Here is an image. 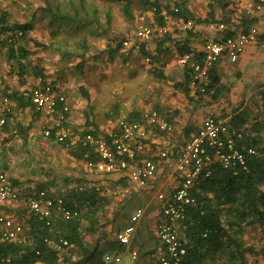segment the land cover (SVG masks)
I'll return each instance as SVG.
<instances>
[{
    "label": "built area",
    "instance_id": "2783aa9c",
    "mask_svg": "<svg viewBox=\"0 0 264 264\" xmlns=\"http://www.w3.org/2000/svg\"><path fill=\"white\" fill-rule=\"evenodd\" d=\"M223 1L228 2L227 8L240 9L241 16L247 18H258L260 15L257 13L263 11L262 4L252 0ZM172 9L177 12L179 8ZM161 13L167 22L164 26L151 25L147 22L146 15L141 12L137 17L132 37L144 41L154 34H166L172 31L174 26L181 30L196 27L192 19L174 18L165 10ZM149 14L151 15V12ZM241 16L237 22L240 28L236 30L232 27L230 29L232 34L218 39L212 37L207 39L200 50H195L196 54L185 52L177 56L178 64L189 68L190 84L195 89L201 86V90H204L202 85L207 81L208 72L214 65L224 59L235 62L245 47L258 39L264 29V18H259L260 23L255 22L244 28ZM226 24L219 21L207 25L210 29L223 31L228 29ZM22 36V31L15 29L9 32L6 38L8 37V42L12 43ZM132 43V39L128 37L123 45L130 46ZM30 99L36 112L52 119V123L44 127L43 136L52 138L57 143L69 145L70 134L66 123L70 107L66 96L46 85L36 86L31 91ZM1 104L0 137L5 134L6 117L11 112L8 98L4 97ZM147 127L159 129L167 134L174 130L173 125L156 109L142 112L135 120L117 118L116 131L110 139L91 133L85 136V139L93 143L97 159L84 163L86 168L98 173H120L127 180V184L119 188L115 194L123 198L131 194L133 187L144 189L155 185L154 179L159 169H162V172L167 169L165 174L169 176L168 188L157 190L160 213L156 226V237L165 250L161 249L156 255L154 264H179L181 256L185 253L179 229L185 219L187 206L195 203V198L190 192L192 186L209 177L217 166L230 171L232 175L248 172L249 162L253 158H264V137L255 145H246L243 142L245 135L242 131L231 128L228 116L208 115L201 120L188 139L174 143L166 138L161 143L149 140ZM12 133L17 134V131L13 130ZM19 198L20 190L5 171H0V205L8 201H18ZM23 203L29 213L42 220L45 225H51L52 220L57 217L69 219L79 213L77 209L70 210L64 205L63 196H50L45 189L27 193ZM141 215L140 210L136 211L130 216L129 223L116 232L115 239L120 244H130L135 224ZM26 226L22 220L0 212V264L11 263L10 255L1 253L3 245L10 242L19 244L30 242L31 237ZM47 243L54 244L58 249L68 246L64 239H60L58 243L51 241ZM138 256L136 249L130 251L132 259H137ZM104 258L110 262H118L120 259L118 255H105Z\"/></svg>",
    "mask_w": 264,
    "mask_h": 264
},
{
    "label": "trees",
    "instance_id": "16d2710c",
    "mask_svg": "<svg viewBox=\"0 0 264 264\" xmlns=\"http://www.w3.org/2000/svg\"><path fill=\"white\" fill-rule=\"evenodd\" d=\"M114 1L120 2L121 10L125 17L128 19L133 18L132 0ZM139 3H141L143 12H151V21L149 23L159 26L167 24L161 13L164 10L171 17H181L184 20L192 19L194 23L197 24L200 22L207 23L216 21L214 16L215 8L224 11L228 7V2L223 0H211L208 2V13L206 17L200 19L192 15L185 7L183 1L139 0ZM172 7H178L179 9L175 12ZM5 18V14H2L0 17L1 30H4L3 25L6 23ZM257 19V17L247 18L243 15L241 16V22L244 28L257 22ZM229 20L228 17H223L216 22H229ZM30 28V23L22 24L12 29L6 25L3 38L0 39V46L4 50L9 61L18 63L20 84H23V80L20 78L26 70H29L35 77L39 78L40 84L37 86L48 85L53 91L63 93L60 87L55 85L57 80H48L47 73L44 71L43 66L37 62H33L32 55L34 51L20 44V39L24 36L12 43L8 42V37L6 38V35L9 32H13L15 29H20L23 35H25ZM173 33L181 35V37ZM232 33L233 32L229 29L219 31V35L213 38L218 39ZM196 34V27L181 30L177 26H174L172 31L164 35L154 34L148 40L133 41L128 47V50L131 51L132 48L138 46L137 51L141 56L147 58L150 63L158 62L163 57L161 55L168 52V47L166 45V43L169 42L168 40H173V46L178 55L185 52H193L196 54V49H193L191 45L193 41L191 38H195ZM126 39H128L127 36L118 39L116 42V49L111 48L109 44L108 54L110 59L113 58L115 51L117 52L120 50L124 53L122 51L125 48L123 42ZM114 40L115 39L112 41ZM150 43H155L157 45L154 54L151 53L149 49L148 45ZM34 45L40 46L38 41H34ZM217 65H214L209 70L207 81L202 85L204 90H201V86L196 88L195 95H197L199 99L206 96L211 98V100L216 99L229 91V88L221 82V74ZM180 66L183 69V79L179 82H175L174 87L181 88L185 95H188V86H190L191 78L190 70L186 65ZM150 72L158 79H166L163 71L157 67H153ZM35 87L36 86H33L24 91H5L1 101L4 97L8 98L9 101L12 100L14 105H10V109H23L27 107L33 109L30 98L31 91ZM79 91L82 97L89 101L88 91L83 86L79 87ZM63 94L67 98V95L65 93ZM10 115L11 113L6 117L4 131L7 126V118H9ZM138 115V111L132 110L127 116L122 118L135 120L139 117ZM221 116H227V113L223 112ZM167 119L169 120V118ZM248 120L249 113L246 110H241L239 108L232 109L229 116L231 128L243 132L245 135V140L243 142L246 145H255L259 143L263 137L261 138L258 133L252 135L251 130L248 131V128L245 127ZM84 125L85 128L81 133L79 141L73 145L66 146L64 143L62 145L67 148V152L71 157L86 162L88 160H96L97 154L94 150L93 143L85 139V136L91 133L94 136L101 135L106 139H110L111 135L116 131V121L114 122L112 131L107 133L99 129V126L89 119V113L86 112ZM196 129L197 128L193 126L185 128L183 131V138L188 139ZM254 130L256 129L254 128ZM154 131L156 135L157 133L158 135L164 134L163 131L159 129H155ZM249 166L250 169L248 172H240L237 175H232L230 171L217 166L213 169L209 177L198 181L192 186L190 192L195 198V203L187 206L185 219L179 229L180 240L185 247V253L181 256L179 264H205L204 259L209 255L215 256L214 262L216 261L218 264H224L223 260H226L228 264H247L246 254L251 252L252 248L245 246L244 241L236 234L240 231L239 226L247 221L256 222L262 226L264 233V158H253L249 162ZM124 181L126 180L123 179L121 182L123 186L127 184ZM12 182L18 188L17 183L14 180H12ZM101 191V187L98 188L97 185L77 186L68 190L63 196L64 205L70 210L77 209L79 213L69 219L57 217L52 220L51 225H45L42 220L32 214L21 211V217L26 218L24 215L27 214V223L31 240L27 244H19L16 242L6 243L1 250L2 255H10V264H65V262L66 264H91L94 260L95 252L99 249L98 246L89 247L84 242V238L85 233L95 231V226L99 221L98 213L108 202L107 197L104 196ZM22 197L25 196L22 195ZM12 217L22 220L17 215ZM84 222L87 223L84 224ZM84 226H87L85 227L86 229L83 228ZM235 227L236 229H234ZM60 239L66 240L68 246L58 249L54 244L47 243V241L58 243ZM160 248L163 251L165 250L163 245H160ZM60 253L61 255H58ZM69 257L72 259L74 257L73 263L68 261Z\"/></svg>",
    "mask_w": 264,
    "mask_h": 264
},
{
    "label": "crops",
    "instance_id": "0c3cea01",
    "mask_svg": "<svg viewBox=\"0 0 264 264\" xmlns=\"http://www.w3.org/2000/svg\"><path fill=\"white\" fill-rule=\"evenodd\" d=\"M182 1L193 16L207 15L208 9L205 8V10L197 12L196 10L191 9V5H187L186 0ZM231 1L236 2L239 0ZM252 1L260 3L263 6V11L257 13V15H260L257 19V22L260 23L258 21L259 18H264V0ZM192 3L195 2L192 0ZM204 3L208 5V0ZM237 10L240 12V9ZM214 12L227 14V17L230 20L229 22H226V25L229 30L232 29V27H234L236 30L240 28L237 23L240 15L236 13V9L226 8L223 11L215 8ZM2 14H5L6 23L3 25L4 30H1L0 27V39L3 38L6 25L12 29L18 27L19 25L30 23L31 28L27 30L26 34L23 35L24 37L20 39V44L25 46L26 41H28V43L33 42L32 50H34V41L37 40L34 37L35 27L33 26V23L35 20H38V15L33 17L32 14L29 13V18H26L22 11H20L18 8L16 9L15 5H13V8H10V10L3 8ZM234 20H236V22ZM207 23L201 26L196 25V30H200L202 28L207 30L203 33L200 31L203 37L209 36V38H213L219 35V31L210 29ZM197 32V34H200L199 31ZM173 34L178 35L176 33ZM197 34L196 37L198 36ZM191 39H193L191 42L193 49L200 50L202 45L200 46V44L196 42L199 38ZM148 46L151 53L154 54L156 52L157 45L155 43H150ZM137 49L138 46L132 48L131 50L137 51ZM127 50L128 48L123 49L122 51L128 52L129 50ZM173 52L175 54L173 55L172 53L170 56H166V53H163L161 55L163 57L158 62L153 63H150L147 58L144 57V60L149 65V70L151 71L153 67L163 70L166 79H158L150 72V75L155 78L154 84L157 85L156 88L151 87L150 89V104H147L148 106L146 107L143 106L144 109H131V111L140 110L138 116H141V113L144 111L158 109L157 111L161 113L162 117L167 122L173 125V128L175 125L172 124L171 120L167 119L172 117V115H166L167 112L162 109H192L193 107L197 106L199 109L205 108L206 112H213L209 114L219 115L220 107L216 103L210 104V102H212L214 99L211 100V98L208 96L199 99L197 95H195L196 89L191 86V84L188 86V95H185L181 88L174 87L175 81L167 74L168 68L169 66H174L175 74L178 76L176 82H179L183 79V69L177 62L178 54L175 51V48L173 49ZM34 55L35 54L32 55V59ZM171 56H174V60L169 62L170 60L168 57ZM260 62L263 64L260 65ZM217 66L219 68L221 82L223 84H225L224 77H227L230 73L235 74L238 72L242 74L241 78L246 82H250L251 79L254 80L253 82L264 81V29L261 31L257 40L245 47L243 53L235 62H230L227 59H224ZM18 73V63L9 61L4 50L0 46V110L2 107L1 98L3 97L2 95H4L5 91H24L25 89H30L31 87L40 84L39 78L35 77L29 70H26V72L20 78L23 80V84H20ZM47 79L51 80L48 77ZM243 83L244 82L241 81L239 86L237 85L235 88H230L229 92L227 93V95H229L227 97L229 104V107L227 106L228 108H239L241 110L248 109L249 111L251 109L257 108L255 107L256 105L252 106L248 102L250 95L254 93L244 91L242 89ZM55 85L60 87L61 91L64 89L63 91L67 92L66 95L70 105V111L68 114L66 128L70 134L69 145H73L80 140L81 133L85 128V125L80 126L82 121L77 114V108L84 110L86 109V106H88V108L91 107L94 97L92 98L91 92L84 87L88 91L90 98L89 101L84 99L81 93L79 97L80 99L75 100V94L72 92L73 95H70V91H66L61 82L59 83V80L56 81ZM80 86L82 85H79V87ZM160 87H162V89H160ZM9 104L12 106L14 105V102L11 100L9 101ZM262 104L263 98L259 103L260 109H263L264 107ZM10 113V117L7 118L5 134L4 136L0 137V171H5L12 178V180L17 183L21 195L18 201H8L0 205V212H4L8 216L17 215L27 225L26 227L28 229L29 226L27 223V214L29 211L24 206V197H22V195L25 196L27 193L46 189L50 196H64V194L71 188L77 186L97 185L98 188L101 187V193H103V195L108 199L111 198V201L104 206L106 215L100 217V220L95 226V231L87 233V236L84 238V242L89 247L98 246L99 250L104 249L105 251H112L113 255H118L119 257L123 254L128 255L130 251L136 249L139 254L138 258H140L141 261L140 264H154L156 255L161 251L160 243L156 237V226L159 221L160 213V202L157 198V190L159 188H168L167 185L169 183V176L168 174H165L167 169L165 168V172H162V169H159L154 179L155 185L144 189L133 187L131 189V194L128 197H119L115 194V192L123 186L121 185V182L124 179L120 173L116 172L105 174L91 171L86 168L84 161L71 157L67 152V148L62 144L57 143L52 138L49 139L43 136L44 127L47 124L52 123V119L50 117H47L43 113L36 112L34 109L29 107L23 109H11ZM230 114L231 112L227 116L229 117ZM115 121L116 119L113 121L108 120L103 127L99 126V129L107 133L111 132ZM200 122L201 120L198 121V123L195 125V128H197ZM253 123L254 122L252 120L251 123L248 120L245 127L248 128V131L251 130L252 135H255L257 131L254 130V128H258L260 124ZM185 124L186 123L184 121L183 127ZM262 124H264V119ZM147 128L149 130V138L152 139L151 141L154 140L158 143H161L164 138H166L169 139L170 142L174 143L185 140L184 138L179 139L180 135L178 136L176 133L174 134L175 129L173 132L168 134L163 132V135H158V133L156 135V132L154 131L155 129L149 127ZM13 130H16L17 134H13ZM50 148L54 149L51 152L57 151V158L54 154H51V152L48 151ZM48 168H50V171H47ZM124 182L127 183V180ZM113 184H115V186L112 188ZM143 194H153L154 205L150 206L147 202H145V200L142 199ZM135 197L138 198V201L142 203V205L138 207L135 212L140 210L142 215L135 224V232L130 244L124 248L122 247V249H118V251H115L116 244L119 243L115 239V234L116 232L123 229L129 223L130 219L122 216V206ZM21 211H25L27 213L24 215L26 218L20 216ZM239 228L240 231L236 235L244 241L245 246L252 248V251L246 254L247 264L264 263L263 227L256 222L247 221L242 223ZM234 229H236V227ZM139 230L140 233L137 235ZM58 255H61V253Z\"/></svg>",
    "mask_w": 264,
    "mask_h": 264
},
{
    "label": "rangeland",
    "instance_id": "374dc122",
    "mask_svg": "<svg viewBox=\"0 0 264 264\" xmlns=\"http://www.w3.org/2000/svg\"><path fill=\"white\" fill-rule=\"evenodd\" d=\"M186 1L187 5H191V9L197 12L205 10V8L208 9V5L204 3L207 0H193L195 3H192V0ZM13 5L16 9L22 11L26 18H29V13L33 17L38 15V20L34 21L33 26L35 27L34 37L38 42L40 41V46L34 45L33 62L35 61L43 66L49 79L59 80L65 90L70 91V95L73 92L75 100L80 99L79 85L88 89L92 94V98L94 97L91 107L86 106L84 110L77 108V114L82 121L80 126L84 125L86 112L89 113L90 120L103 127L108 120L113 121L116 118L125 117L131 109H144L148 106L147 104H150V89L151 87L156 88L157 85L154 84L155 78L150 75L149 65L144 57L137 51L132 50H127L128 52L124 53L120 50L115 51L112 59L108 54L109 44L111 48H115L118 39L127 36L135 41L132 37L135 24L137 17L143 12L139 0H132V19H128L123 15L120 2L114 0H0V15L3 13V8L10 10ZM143 13L146 15L147 22H150L151 15L147 12ZM236 13L241 16V12L237 9ZM214 16L218 21L223 17H227V14L214 12ZM195 17L202 19L206 15ZM196 25H205V22ZM196 31H199V33L202 31L201 33H203L207 30L202 28ZM201 33L197 34L198 36L195 38H199L196 42L203 46L209 36L203 37ZM178 36L181 37V35ZM113 39L115 40L112 41ZM168 41V52L165 55L170 56L172 53L174 55V42H172L173 40ZM32 46L33 42L28 43L26 41L24 47L32 49ZM124 47V49H127L129 46ZM168 58L169 62L174 60V56ZM261 64L263 63L260 62ZM167 74L175 82L177 81L178 76L175 74L173 65L169 66ZM241 76L240 72L228 74L227 77H224V85L230 90V88L239 86V83L243 81L242 89L254 93L250 95L248 102L252 106L256 105L257 108L250 111L246 109V111L249 113L250 123L252 120L254 123L260 124L255 129L262 138L264 137V124H262L264 107L260 109L259 103L264 96V81L253 82L254 80L251 79L250 82H246ZM228 92L210 102V104L216 103L220 107L219 115L216 116H221L223 112L229 115L233 109L228 108ZM63 93L66 94L67 92L63 91ZM162 110L167 112L166 115H172L169 120L175 125L174 134L180 135L179 139L183 138L185 128L188 126L195 127L198 121L204 117L214 115L209 114L213 112H206L205 108L199 109L197 106L192 109ZM136 111L139 112L140 110ZM184 121L186 124L183 127ZM52 150L54 149H48L49 152ZM51 154H54L56 158L58 157L57 151L51 152ZM47 171H50V168ZM114 186L115 184L112 185V188ZM142 197L150 206L154 205L153 194H143ZM110 201L111 198L108 199L107 203ZM141 205L142 203L135 197L122 206V216L129 219ZM104 209L102 207L98 213L99 220L100 217L106 215ZM86 223L84 222V224ZM85 227L87 226L83 228ZM139 233L140 230L137 235ZM86 236L87 233H85ZM127 245L117 243L115 251ZM105 255H113V252L104 249L96 251L91 264H140L141 262L140 258L132 259L130 253L121 255L118 262L106 261ZM206 258L204 259L205 264H218L216 261L214 262L215 256L209 255ZM68 261L74 262L71 257L68 258ZM223 261L224 264H228L226 260Z\"/></svg>",
    "mask_w": 264,
    "mask_h": 264
}]
</instances>
